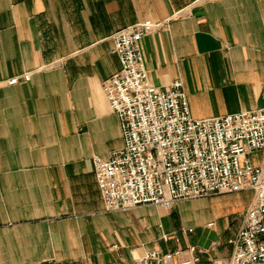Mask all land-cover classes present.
<instances>
[{
  "label": "crops",
  "instance_id": "obj_1",
  "mask_svg": "<svg viewBox=\"0 0 264 264\" xmlns=\"http://www.w3.org/2000/svg\"><path fill=\"white\" fill-rule=\"evenodd\" d=\"M148 20L169 22L141 43L149 82L181 81L194 119L264 109V0H0V264H138L190 247L199 264H231L251 191L105 210L94 158L124 145L102 88L121 68L112 37Z\"/></svg>",
  "mask_w": 264,
  "mask_h": 264
},
{
  "label": "built area",
  "instance_id": "obj_2",
  "mask_svg": "<svg viewBox=\"0 0 264 264\" xmlns=\"http://www.w3.org/2000/svg\"><path fill=\"white\" fill-rule=\"evenodd\" d=\"M168 24L148 20L112 37L121 68L102 88L119 119L124 145L107 160L94 158L105 210L144 205L170 210L181 201L251 191L244 225L230 241L231 264H264V109L196 120L181 81L163 90L153 87L141 43ZM28 80L18 77L8 84ZM197 251L154 250L138 264H199Z\"/></svg>",
  "mask_w": 264,
  "mask_h": 264
},
{
  "label": "rangeland",
  "instance_id": "obj_3",
  "mask_svg": "<svg viewBox=\"0 0 264 264\" xmlns=\"http://www.w3.org/2000/svg\"><path fill=\"white\" fill-rule=\"evenodd\" d=\"M217 197V196H214ZM214 197L206 198V199H199V200H190V201H205V200H210L213 199ZM246 198H248V195H246Z\"/></svg>",
  "mask_w": 264,
  "mask_h": 264
}]
</instances>
